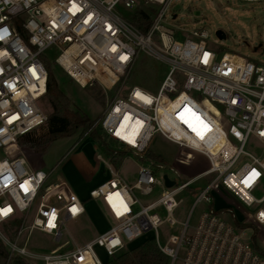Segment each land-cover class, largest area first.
I'll return each mask as SVG.
<instances>
[{
    "label": "built area",
    "instance_id": "2783aa9c",
    "mask_svg": "<svg viewBox=\"0 0 264 264\" xmlns=\"http://www.w3.org/2000/svg\"><path fill=\"white\" fill-rule=\"evenodd\" d=\"M172 1L0 0V240L11 259L103 264L96 248L112 259L150 232L158 243V229L170 224L181 230L164 247L158 243L169 264H264V209H258L264 195H254L264 180V65L211 50L205 30L178 40L179 28L168 21ZM143 6H149L144 11L151 19L145 32L135 21ZM52 46L60 51L55 64L81 88L98 84L105 91L115 89L130 76L140 55L162 63L167 73L156 94L133 86L112 100L99 123L102 134L118 145L111 156L96 151L80 159L70 156L46 172L31 165L19 141L48 123L39 101L47 94L44 52ZM126 117L130 123L123 127ZM156 134L194 158L188 181L179 185V171L149 158ZM250 143L257 153H248ZM128 154L139 162L134 184L120 171ZM244 158L250 161L239 166ZM64 163L72 171L83 163H98L103 175L81 188L58 174ZM165 176L175 182L172 188ZM204 178L209 183L194 193V208L201 203L210 208L193 227L190 218L177 221L178 196ZM157 187L161 195L147 204L136 196L149 197ZM216 194L223 203L233 197L237 209H218ZM98 199L116 223L107 232L71 250L64 243L45 255L19 245L33 231L61 243L66 224L86 214L85 202ZM159 208L165 219L156 213ZM7 224L17 226L2 231Z\"/></svg>",
    "mask_w": 264,
    "mask_h": 264
},
{
    "label": "rangeland",
    "instance_id": "374dc122",
    "mask_svg": "<svg viewBox=\"0 0 264 264\" xmlns=\"http://www.w3.org/2000/svg\"><path fill=\"white\" fill-rule=\"evenodd\" d=\"M148 7L149 6H143L141 10L147 11L149 10ZM174 15H176L175 20L173 18ZM168 17V21H172L173 24L179 28L177 33L178 40L183 41L191 31L205 30L209 35L208 43L211 50L216 51L217 53L229 52L238 54L257 64L264 65V2L242 3L238 0H173L169 6ZM219 30L226 34L225 40H220L217 37L216 33ZM260 45H262V48L256 52L255 48ZM44 55L51 63L53 74L56 77L60 89L70 101V108L82 112L93 121L92 130H99L100 120L108 106L114 98L124 94L126 88L138 86L156 94L167 73V68L162 63L144 55H140L130 76L127 80L122 81V83L115 89L105 91L98 84L81 88L79 85L71 81L63 70L56 66V59L60 55V51L57 47L52 46L48 48L44 52ZM39 102L42 109L50 115L52 109L47 98H43ZM90 131L91 130L79 137L76 136L72 139L63 138L55 141L47 147L44 153H39L38 150H30L28 144L22 142H19V148L28 158L33 167H40L42 170L49 172L65 158L79 153L83 142L87 139L86 136ZM35 133L36 136L33 138L35 141H38L47 135V132H45L43 128L36 130ZM109 146L110 149L113 150L118 147L116 143H110ZM247 150L251 155L258 152L253 143L248 145ZM97 152H100L105 156V153L101 152L98 148ZM91 153H93V148L89 144L84 145L80 152V154L84 156ZM148 156L150 159L154 160H157L160 157L161 159L159 161L164 165L167 167H173L179 171L182 177L181 180H178L179 185L188 181L189 178L194 175L191 176L188 170L190 163H192L191 160L194 161V158L189 157V154L186 151L180 149L176 144L166 140L160 134H156L150 142ZM116 160L118 159L113 161L114 166L118 164ZM248 161H250L249 158H244L239 166ZM138 163L137 158L131 154H128L123 162L121 175L131 184L136 182L139 168ZM100 171H102V169L98 166V163H83L74 171L70 169V165L66 166L64 163V165L58 168L57 172L58 174L67 175L71 182H74V184H77V186L82 188L98 181V177L103 175ZM163 173L169 174L172 178H175L174 174L169 171H163ZM208 183L209 178L200 179L193 184L190 189L184 190L178 196L177 199L181 202L179 207L174 211V217L177 221L183 223L190 218V225L193 227L196 225L201 213L210 208V205L205 203H201L194 208L196 201L194 193L204 189ZM161 191L162 188L157 187L154 194L149 197L141 196L139 192H136V196L144 204H147L154 199H157L161 195ZM254 195L258 199L264 195V180ZM215 198L217 200L216 206L218 209H225V206H231L237 209L234 204L238 203L233 197L227 196L228 202L224 203L217 194L215 195ZM242 208L250 212L249 209L243 206ZM258 209H264V206H259ZM237 211L240 213V210ZM156 213H158L162 219H165L167 216L163 208L156 210ZM98 215L104 217L102 221L107 226L113 227L116 224L103 201L98 199L94 200V202L89 205L87 214L79 222L66 224L61 243H57L50 235L39 231H33L29 235L28 232H26L20 239L19 245L21 247L25 246L29 252L37 253L39 255L49 254L64 243L69 245L67 250H71L74 248L75 244L81 245L92 240L97 235L98 221H95V218L98 217ZM224 219L229 223H233L229 214H224ZM15 226H17V224H7L4 225L1 230L10 232L15 229ZM180 230V226L172 227L170 224L162 225L158 229L159 245L164 247L170 235L177 234ZM251 234L252 230H249L247 236L250 237ZM27 236L28 239L26 241ZM155 237L156 234L150 232L137 242L129 245L128 250L125 252L142 245L148 240L155 239ZM4 248L8 253L5 245ZM95 250L103 264H107L111 260L107 257L103 249L96 248ZM0 251H2L1 246ZM15 261V258L11 259L9 256L0 252V264H15ZM33 264L43 263L37 261ZM176 264H180V262L178 261Z\"/></svg>",
    "mask_w": 264,
    "mask_h": 264
},
{
    "label": "trees",
    "instance_id": "16d2710c",
    "mask_svg": "<svg viewBox=\"0 0 264 264\" xmlns=\"http://www.w3.org/2000/svg\"><path fill=\"white\" fill-rule=\"evenodd\" d=\"M135 21L144 32L151 23L150 16L141 9L136 12ZM45 64L48 70L47 94L45 98H47L52 109L48 123L43 127L47 135L35 141L33 138L36 136V131H34L22 137L19 142L28 144L30 150H38L39 153H44L47 147L55 141L63 138L72 139L76 136L79 137L91 130L86 138L93 141L101 152L111 156L113 149H110L109 145L115 142L105 137L100 129L92 130L93 121L82 112L70 108V101L60 89L53 74L51 63L45 60ZM160 159L159 157L157 160L159 161ZM0 246L2 248L0 252L8 256L4 245L0 243ZM15 260V264H28L27 261L21 258H15ZM107 264H169V257L161 250L157 241L152 239L130 251L118 254Z\"/></svg>",
    "mask_w": 264,
    "mask_h": 264
},
{
    "label": "crops",
    "instance_id": "0c3cea01",
    "mask_svg": "<svg viewBox=\"0 0 264 264\" xmlns=\"http://www.w3.org/2000/svg\"><path fill=\"white\" fill-rule=\"evenodd\" d=\"M86 144H89L92 148H93V152L94 151H96L97 152V147H96V145H95V143L93 142V141H91L90 139H86L84 142H83V145H82V147H81V151H82V149H83V147H84V145H86ZM81 151H79V153H77V154H75V155H73V157H72V160H74L75 158H84V157H86V156H84V155H81L80 154V152ZM139 166V165H138ZM121 168H122V166H121ZM121 168H120V171H121ZM92 202H94V201H87V202H85V209H86V214H87V212H88V208H89V205L90 204H92ZM85 214V215H86ZM84 215V216H85ZM83 216V217H84ZM82 217V218H83ZM81 218V219H82ZM81 219H79L78 221H75V222H72V223H77V222H79ZM104 219V217L102 216V215H98V217H96L95 218V221H98V225H97V229H98V231H97V235L95 236V237H97L98 235H100V234H103V233H105V232H107L109 229H110V226H107L102 220ZM94 237V238H95ZM93 238V239H94ZM92 239V240H93ZM91 241V240H90ZM89 242V241H88ZM86 243V242H85ZM84 244V243H83ZM76 245V244H75ZM82 245V244H81Z\"/></svg>",
    "mask_w": 264,
    "mask_h": 264
},
{
    "label": "water",
    "instance_id": "95a60500",
    "mask_svg": "<svg viewBox=\"0 0 264 264\" xmlns=\"http://www.w3.org/2000/svg\"><path fill=\"white\" fill-rule=\"evenodd\" d=\"M216 35H217V37L220 40H225L226 39V34L223 31H220V30L217 31ZM260 48H262V45H260L259 47L255 48V51L257 52ZM164 179H165V182H166V186L168 188H172L175 185V182L171 181L167 176H165Z\"/></svg>",
    "mask_w": 264,
    "mask_h": 264
},
{
    "label": "bare ground",
    "instance_id": "6f19581e",
    "mask_svg": "<svg viewBox=\"0 0 264 264\" xmlns=\"http://www.w3.org/2000/svg\"><path fill=\"white\" fill-rule=\"evenodd\" d=\"M129 123H130V118H129V117H126V118H125V121H124L123 124H122V126H123V127H127Z\"/></svg>",
    "mask_w": 264,
    "mask_h": 264
},
{
    "label": "snow or ice",
    "instance_id": "6c2138e0",
    "mask_svg": "<svg viewBox=\"0 0 264 264\" xmlns=\"http://www.w3.org/2000/svg\"><path fill=\"white\" fill-rule=\"evenodd\" d=\"M245 183H247V181H245ZM8 211H10V209H9ZM74 211H75V210H74Z\"/></svg>",
    "mask_w": 264,
    "mask_h": 264
}]
</instances>
